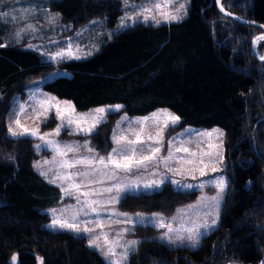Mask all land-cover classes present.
<instances>
[{
  "label": "trees",
  "instance_id": "obj_1",
  "mask_svg": "<svg viewBox=\"0 0 264 264\" xmlns=\"http://www.w3.org/2000/svg\"><path fill=\"white\" fill-rule=\"evenodd\" d=\"M46 3L73 26L97 16L114 26L122 14V0ZM220 4L264 25V0ZM263 31L224 15L215 0H190L180 21L136 23L103 41L91 56L54 63L23 48V42L8 40L7 28L0 26L5 45L0 47V264H105L84 236L45 226L49 217L43 210L57 205L60 190L34 170L33 139L7 135L12 98L24 96L31 80L54 69L61 73L41 87L70 100L77 110L120 103L127 114L145 116L166 108L180 117L179 127L225 131V158L234 176L217 228L194 249L143 240L129 264H259L264 256V40L254 46L258 56L252 45ZM118 114L98 126L100 151L111 147ZM196 196L195 190L164 183L154 192L126 194L120 207L170 214Z\"/></svg>",
  "mask_w": 264,
  "mask_h": 264
},
{
  "label": "rangeland",
  "instance_id": "obj_2",
  "mask_svg": "<svg viewBox=\"0 0 264 264\" xmlns=\"http://www.w3.org/2000/svg\"><path fill=\"white\" fill-rule=\"evenodd\" d=\"M46 2L47 0H0V26L5 25L7 28L8 40L17 43L23 42V48L34 50L42 60L54 63L71 59L67 55L56 61L50 59L56 52L66 51L69 46H71L72 53L80 55V58L91 56L103 41L136 23L160 25L175 22L165 21L163 18L165 14L179 15L181 19L178 21H180L186 16L190 4V0H122V14L114 26L107 24L106 16L93 17L79 26H73L72 22L63 20L58 11L49 9ZM181 4L185 7L177 12ZM156 5H160V7L157 8ZM144 9H148V11L145 12ZM146 15L149 17L147 21L144 19ZM122 18H125L124 27L120 26ZM157 21L160 23L157 24ZM58 73L61 72L54 69L44 76L31 80L24 96L15 95L12 98L6 113L7 135L12 138L17 137L9 134L10 126L17 133L24 132L25 129L31 131L39 127V134H44L51 133L57 125H62L59 135L53 134L46 137V139L55 142L54 146L45 145L44 141L38 137L20 136L33 139L32 145L36 158L33 160L32 166L37 162L40 165L39 169L33 167L34 170L39 175L40 171L46 172L47 179L42 177L47 182L48 179L55 178L56 183L52 185L60 190V200L57 205L43 210L49 217L45 226L51 230L67 231L84 236L88 247L90 239L101 236V239L97 241L101 247L99 249L89 248L95 250L105 264H110L113 261L115 264H129L130 256L139 249L143 240L158 241L169 247L196 248L203 236L199 238V243L194 248L190 246L192 242L187 237L194 235L195 232L206 231L208 234L217 228L224 194L231 177L234 176L225 158V131L219 126L185 125L179 127L180 120L178 123L172 124L170 119L165 118L164 110L174 114L166 108H157L145 116L129 115L122 111V107L118 111L115 110L114 106L121 105L120 103L103 104L84 111L75 108V112L65 111L66 105L60 103L62 118H57L56 108L53 106L58 101H71L44 90L41 83L50 80ZM49 97H55L56 100H50ZM71 104L74 106L72 102ZM21 105H23V110H21ZM101 107L106 109L105 113L94 112L95 109ZM46 108L49 109L47 113H45ZM117 112L119 114L114 117L115 121L110 132L111 147L107 151H100L95 141L98 126ZM153 113H159V118L152 119ZM81 114H89V116L85 121L68 123L69 117ZM45 116H47V120H45ZM92 116H102L103 122L98 124L91 134L80 131V128L91 127ZM124 117L127 119H123L122 123L117 126V123ZM144 118L149 119L145 120ZM16 120H19V125L14 123ZM165 124H167L166 128ZM161 129H164V133L161 142L157 144L155 138ZM213 129L222 131L223 137H220L218 133H213L210 137L200 135L205 132H213ZM121 136L123 140L120 145H117L114 138ZM138 137L140 142L130 143L137 141ZM37 145L41 147L38 149ZM65 145L72 146L74 151H68ZM57 147L59 151H57ZM157 147L160 148L158 153L150 151ZM114 148L122 150V155L132 157L131 172H126L117 168L114 163L108 162L107 158ZM132 149L136 150L135 154ZM170 155L172 159L165 163V158ZM143 156H151V159L144 160L141 165L137 166L135 161ZM101 157L105 158V163L99 162ZM112 158L121 164L126 162L121 156L114 153ZM77 161L80 162L77 163ZM213 166L218 170L212 171ZM202 171L204 175H201ZM220 177L225 179L226 187L220 193L217 202L211 199L217 196L218 192L216 185L211 182L217 181ZM154 181H162V183L159 187L154 184L150 188L144 187L145 184ZM164 183H171L172 186L183 191L195 190L197 196L191 201L179 204L170 214L161 211H128L120 207L121 199L126 194L154 192L160 190ZM117 185L124 186L125 190L117 191ZM129 185L133 186L128 187ZM188 185L192 187H188ZM108 188H111L112 191H104ZM62 189H67L71 195H64ZM113 198L118 199L113 200ZM91 208H96L97 212H92ZM61 209L69 210L61 212ZM53 210H55V215L61 219L71 220V217L75 215L81 228L87 221L99 220L102 225L87 224V227L93 228L94 231L79 233L52 228L50 225L54 218ZM138 212L143 214L142 219L135 215ZM116 213H128L131 221L128 217ZM156 213L159 216H155ZM213 220H216L214 226L212 225ZM114 221H118V223H114ZM160 223H163L165 227H159ZM204 225L210 227L205 229ZM148 226L152 229L143 230ZM169 227L172 231H169ZM101 233H106V237ZM165 234L168 238L161 239ZM178 236L185 239L177 240ZM169 238L176 242L169 243ZM132 241H136V243H130ZM109 247L113 251L106 257L104 253L108 252Z\"/></svg>",
  "mask_w": 264,
  "mask_h": 264
},
{
  "label": "snow or ice",
  "instance_id": "obj_3",
  "mask_svg": "<svg viewBox=\"0 0 264 264\" xmlns=\"http://www.w3.org/2000/svg\"><path fill=\"white\" fill-rule=\"evenodd\" d=\"M157 8L160 7V5H156ZM185 6L183 4L180 5V8L177 9V12L180 11V9H183ZM145 12L148 11V9H144ZM128 19H132L131 17H126ZM148 16L146 15L144 17L145 21L148 20ZM164 20L165 21H178L179 19H181V17L179 15H168V14H165L164 15ZM124 19L125 18H122L121 20V24L120 26L121 27H124ZM157 24L160 23V21H157L156 22ZM19 35V34H17ZM259 40H264V36H261V37H258L257 40H254L253 41V45H255ZM0 47H5V45H2L0 44ZM68 56V58H73V59H79L80 58V55H74L71 51V46H69V48L66 50V51H59V52H56L54 55H52L50 57V59L52 61H56L58 58H64L65 56ZM88 55H91V53H88ZM262 60H264V57H261ZM50 100H56L55 97H49ZM60 103H63L64 105H66V109L65 111L67 110H70L71 112H75V107L71 104V102H68V101H65V102H57L56 105H54L53 107L56 108V116L57 118H62V112H61V108L59 107ZM122 106L121 105H116L114 106L115 110H119ZM21 110H23V105H21ZM49 109H45V113L48 112ZM106 109L101 107V108H97L94 110V112L96 113H105ZM159 113H153L152 114V119H158L159 118ZM163 115L165 116L166 119H170L172 124H176L179 122L180 120V117L176 116L175 114H171V113H168L167 110H164L163 112ZM89 116V114H81V115H77V116H74V117H69L68 119V123L71 124L73 123L74 121H85L86 118ZM93 123L91 125V127L87 128V129H84V128H80V131L82 132H87L88 134H91L93 132V130L97 127L98 124H100L101 122H103V117L102 116H92L91 117ZM123 119H127L126 117L122 118L121 121H119L117 123V126H119L120 123H122ZM145 120L149 119V118H144ZM45 120H47V116H45ZM139 122V121H138ZM14 123H16L17 125H19V120H16L14 121ZM167 127V124H165V128ZM62 130V125H57L55 129H53V131L51 133H44V134H39V127H37L36 129H33L31 131L25 129L24 132H21V133H17L11 126L8 128V132L11 136L13 137H17L19 138L20 136H24V135H30V136H33V137H38L41 141H44V144L45 145H48V146H54L55 145V142L52 141V140H48L46 139L47 136H50V135H59L60 132ZM163 133H164V129H161L158 133H157V137L155 138V142L157 144H159L161 142V139H162V136H163ZM213 133H218L220 137H223L224 133L222 131H220L219 129H213V132H205V133H201L200 135L201 136H212ZM151 138V137H150ZM115 140V143L117 145H120L121 141L123 140V137H116L114 138ZM137 142H140L139 141V137L137 138V141L135 142H130V143H137ZM87 146V145H85ZM38 149L41 147L40 145H37L36 146ZM65 147L67 148L68 151H74V148L72 146H68V145H65ZM91 151V149H89ZM57 151H59V148L57 147ZM135 149H132V152L133 154H135ZM143 151V150H141ZM152 153H158L160 151V148L157 147V148H153L150 150ZM184 151H187V149H184ZM116 154L118 156H121V158L126 161L124 164H121L119 161L117 160H113L112 158V154ZM108 162L109 163H114L116 165L117 168H120L126 172H131L132 171V157H129V156H125V155H122V150H118L117 148H114L112 150V153L109 154L108 156ZM151 159V156H143L142 158L140 159H137L135 161L136 165L139 166L142 164V162L144 160H149ZM172 159V156H168L167 158H165L164 162L167 163V160H170ZM80 161H77V163H79ZM100 163H105V158L101 157L100 160H99ZM47 163V162H45ZM34 168H37L39 169L40 165H39V162L35 163L33 165ZM218 169L213 166L212 167V171H217ZM40 175L41 176H44L46 179H47V173L44 172V171H40ZM82 175H87V174H82ZM201 175H204V172L202 171L201 172ZM48 183L50 184H55L56 183V179L53 178V179H48ZM160 183H162V181H154L150 184H145L144 187L145 188H150L153 186V184L157 187H159ZM173 183H176L175 181H173ZM211 183H214L218 189V192H217V196H214L212 197L211 199L214 200V201H217L219 200V195L220 193H222L226 187V181L223 177H220L217 181H212ZM133 185H135V182H133ZM133 185H129L128 187H132ZM117 191H120V192H123L125 190V187L122 186V185H117ZM188 187H192L191 185H188ZM202 187V185H201ZM62 191L64 192V195H71V193L67 190V189H62ZM104 191H107V192H111L112 189L111 188H108V189H104ZM118 198H113V200H117ZM98 203V202H97ZM69 209H61V212H64V211H68ZM91 211L92 212H97V209L96 208H91ZM117 215H123L125 217H128L129 221H131V217L129 216L128 213H116ZM137 217L139 218H143V214L142 213H136L135 214ZM155 216H159L158 213L154 214ZM53 220H52V224L50 225V227L52 228H60V229H65V230H70V231H73V232H81V231H84V232H92L94 231L93 228H89L87 227V224H91V223H95L96 226H101L102 225V222L97 220L95 222L93 221H87L85 223V226L83 228H81L79 222H77V219H76V216L73 215L71 217V220H67V219H61L60 217H57L55 215V210H53ZM218 218V217H217ZM114 223H118V221H114ZM216 224V220H213L212 222V225L214 226ZM159 227L163 228L165 227V225L163 223H160L159 224ZM205 229H208L210 226L209 225H204ZM169 231H172V229L169 227ZM207 232H195L194 235H190L187 237L188 240H190L192 243H191V247H196L199 243V238L206 235ZM102 236L106 237V233H101ZM168 238L167 237V234H165V236L161 237V239H166ZM101 239V236H96L92 239H90L89 241V247H96V248H100V244L97 243L98 240ZM177 240H181L183 241L185 238L184 237H176ZM176 241L175 240H172L169 238V243H175ZM132 244H135L136 241H132L130 242ZM113 249L111 247H109L108 249V252L104 253L105 256L107 257V255H109L110 253H112ZM13 261L16 260V256L14 255L12 257ZM40 259V258H38ZM110 264H115V262H110Z\"/></svg>",
  "mask_w": 264,
  "mask_h": 264
},
{
  "label": "water",
  "instance_id": "obj_4",
  "mask_svg": "<svg viewBox=\"0 0 264 264\" xmlns=\"http://www.w3.org/2000/svg\"><path fill=\"white\" fill-rule=\"evenodd\" d=\"M215 4H216V6H217V9H218L221 13H223L224 15H227V16H229V17H232L233 19H235V20H237V21H239V22H244V23L249 24V25H253V26H256V27H260V28H262V29L264 30V25L259 24V23H256V22H253V21H250V20H244V19L238 17L237 15H235L234 13H232V12H230V11L224 9V8L222 7V5L220 4V0H215ZM261 36H264V31H263L261 34H259L258 36H256V38H255L254 40H257V38H258V37H261ZM252 46H253V48H254V54H255L256 56H258V54L256 53V50H255V47H254L255 45H252ZM260 59H261V58H260ZM263 263H264V256L261 258L259 264H263ZM228 264H231V263H228Z\"/></svg>",
  "mask_w": 264,
  "mask_h": 264
}]
</instances>
